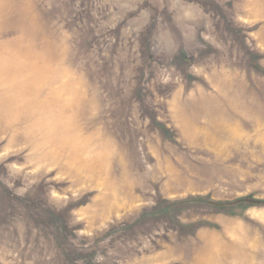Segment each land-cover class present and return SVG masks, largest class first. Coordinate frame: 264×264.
Listing matches in <instances>:
<instances>
[{"label": "rangeland", "instance_id": "1", "mask_svg": "<svg viewBox=\"0 0 264 264\" xmlns=\"http://www.w3.org/2000/svg\"><path fill=\"white\" fill-rule=\"evenodd\" d=\"M0 264H264V0H0Z\"/></svg>", "mask_w": 264, "mask_h": 264}]
</instances>
